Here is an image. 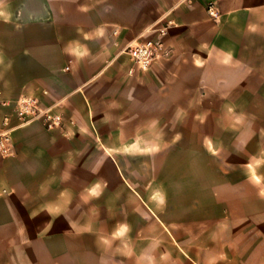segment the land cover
Masks as SVG:
<instances>
[{"label": "crops", "instance_id": "0c3cea01", "mask_svg": "<svg viewBox=\"0 0 264 264\" xmlns=\"http://www.w3.org/2000/svg\"><path fill=\"white\" fill-rule=\"evenodd\" d=\"M3 133L0 264H264V0H0Z\"/></svg>", "mask_w": 264, "mask_h": 264}, {"label": "built area", "instance_id": "2783aa9c", "mask_svg": "<svg viewBox=\"0 0 264 264\" xmlns=\"http://www.w3.org/2000/svg\"><path fill=\"white\" fill-rule=\"evenodd\" d=\"M207 11L211 17L216 16L214 5L210 4ZM166 33V27H160L156 31L158 38ZM135 67L140 70L149 69L153 63L165 54L161 41L158 39H143L133 42L122 50ZM15 117L21 125H26L33 121H40L48 131L61 130L64 128L66 120L62 113L54 108L42 109L36 100H21L15 110ZM73 125L72 121H68ZM0 153L8 157L11 153L10 137L8 133L0 134Z\"/></svg>", "mask_w": 264, "mask_h": 264}, {"label": "clouds", "instance_id": "9594fccd", "mask_svg": "<svg viewBox=\"0 0 264 264\" xmlns=\"http://www.w3.org/2000/svg\"><path fill=\"white\" fill-rule=\"evenodd\" d=\"M78 54L79 55H86L87 53H86V51L81 50ZM127 231H128L127 226H121L120 229L118 230V232L115 235L117 237H119V236L124 235V233H126ZM101 242L104 243V244H107L109 241L106 240V239H102Z\"/></svg>", "mask_w": 264, "mask_h": 264}]
</instances>
